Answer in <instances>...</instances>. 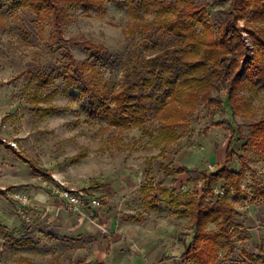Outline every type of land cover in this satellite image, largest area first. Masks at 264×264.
Here are the masks:
<instances>
[{"label": "rangeland", "instance_id": "rangeland-1", "mask_svg": "<svg viewBox=\"0 0 264 264\" xmlns=\"http://www.w3.org/2000/svg\"><path fill=\"white\" fill-rule=\"evenodd\" d=\"M198 1L210 3L208 15L211 20L223 15L231 3V0ZM4 12L8 19L0 26V137L16 142L23 155L34 160L37 166L51 171L53 178L36 173L17 153L0 143V187L5 188L10 197L0 195V264H19L21 257L42 264L74 261L73 246L80 241L58 238L56 233L52 236L50 228L42 222L48 203L46 199H49L47 190L52 191L50 198H53L59 195L62 187L82 188L100 199L102 205L111 200L118 208L124 201L119 199L120 193L108 194L102 187L112 178L115 181L123 170L129 178L137 181L135 187H129L132 197L128 203L136 206L137 198L143 196L141 187L150 185L160 197L159 208L154 213L170 224H176V238H163L155 246L165 252L154 259V264H194L182 261V253L193 231L189 220L177 211L182 207L165 200L162 190L171 185L160 165L207 170H211L212 165L216 170L225 161L226 147L235 134L234 128H239L244 138L235 143L237 155L230 168H245L244 192L240 196L230 193L237 206L233 231L235 251L227 256L223 253L216 264H264V201L254 199L256 185L264 184V158L256 149L243 148L252 131L251 123L264 117V85L251 101L254 116H233L218 106L200 103L190 116L188 127L180 129L181 138L167 145L165 152L160 154L164 142L159 138L157 121L153 117L144 128L130 129L109 127L105 120L89 118L79 87L64 81L69 67L63 52L68 47L77 60L94 61V52L87 50L81 42L104 44L110 50L112 60L102 59L101 70L109 86L117 88L121 85L124 61L152 55L158 49L174 44L171 35L154 28L147 36L140 32L135 38L126 36L124 30L131 22L130 15L125 5L113 1L108 2L104 13H87L75 8L71 21L64 28L63 39L51 38L55 33L52 25L43 35L29 11L4 9ZM38 72L55 77L43 94L54 93L52 103L70 106L71 111L46 117L36 113L32 101L35 83L30 84V80L32 74ZM225 92L223 87L220 97ZM82 152L87 157L74 163L73 157ZM243 155L245 160L241 158ZM203 184L201 175L193 173L186 184L171 189L168 199L179 197L188 190L201 192ZM225 189L223 181L215 188L222 194ZM111 195L114 199L108 201ZM213 200L208 196L207 201ZM66 209L71 215H80L73 213L67 203ZM135 214L143 213L135 210ZM104 230L109 232L108 228ZM249 256L261 260L255 261ZM154 260L150 258V261ZM87 264L115 263L92 260ZM121 264L127 263L121 260Z\"/></svg>", "mask_w": 264, "mask_h": 264}, {"label": "trees", "instance_id": "trees-1", "mask_svg": "<svg viewBox=\"0 0 264 264\" xmlns=\"http://www.w3.org/2000/svg\"><path fill=\"white\" fill-rule=\"evenodd\" d=\"M109 1L127 8L131 22L124 30L126 36L135 38L139 32L147 36L158 28L163 34L171 35L175 43L152 55L124 61L121 85L117 88L109 86L101 70L102 59L112 60L104 44L81 42L94 52V61L77 60L65 47L63 53L68 58L69 71L64 81L79 87L85 100V112L91 120H105L109 127L130 129L144 128L153 117L157 121L159 138L164 142L160 151L163 154L167 145L181 138L180 129L188 127L189 118L200 103L218 106L233 116H254L251 101L264 85V0H231L223 15L215 20L208 15L210 3L198 0H0V26L8 19L4 9L29 11L43 35L52 25L55 33L51 38L63 39L64 28L71 21L75 8L87 13H104ZM54 78L53 74H32L30 84L35 83L32 101L41 117L72 110L70 106L52 103L54 93L43 94ZM223 87L226 92L220 97ZM251 126V134L246 137L243 148L256 149L264 158V117L252 122ZM234 131L226 147L225 161L216 170L160 165L166 177L183 172L198 173L204 181L201 192L188 190L176 198L168 199L171 189L162 190L165 200L182 207L178 213L191 224L193 234L182 253L184 263L216 264L223 253L227 256L235 251L233 231L237 206L230 193L240 196L244 192L246 170L230 168L237 155L235 143L244 138L239 128ZM85 155L84 152L75 155L73 162L77 163ZM21 157L34 170L50 175L34 160ZM241 158L245 160L244 155ZM221 181L226 186L223 194L215 190ZM141 191L146 207H158L160 197L155 188L144 185ZM0 193L4 191L0 189ZM208 196L214 200L207 201ZM254 199L264 201V184L256 185ZM19 264L42 263L21 257Z\"/></svg>", "mask_w": 264, "mask_h": 264}, {"label": "crops", "instance_id": "crops-1", "mask_svg": "<svg viewBox=\"0 0 264 264\" xmlns=\"http://www.w3.org/2000/svg\"><path fill=\"white\" fill-rule=\"evenodd\" d=\"M0 143L7 145L17 153L23 162L30 165L21 157L23 154L16 142V146H12L10 141L0 137ZM210 169L213 171L215 168L211 165ZM34 171L46 178H53V173L49 170L50 175ZM127 175L123 170L117 179L115 178V181L112 178L102 187L108 194L120 193L118 197L119 199L123 198L126 201L125 204L123 201L122 205L115 208L110 200L114 199L111 195L109 196L111 198L108 199L110 203L102 206H89L84 215H71L66 209V200L61 197L60 192L59 195H55L53 192L55 196L50 198L52 191L47 190L49 199H46L48 203L45 204L47 208L45 209L44 220H42L44 226L50 228L52 236L56 233L58 238H74L75 242L80 241L77 246H73L76 261H69L66 264L89 263L92 260L110 261L115 264L119 262L121 264V260L127 264H154V259H158L165 252L164 249H155V246L160 244L163 238H176L174 235L176 224H170L169 221L163 220L164 217L160 214L154 213L157 212L159 206L156 208L146 207L142 191V199L137 198L136 206L135 203H128L130 202L129 198L132 197L129 187H135L137 181ZM189 178L190 174L186 172L167 177V183L171 185L168 188L179 189L184 183L186 184ZM66 188L76 191L83 190L72 186ZM0 189L4 191L0 195L10 198L5 188L0 187ZM139 203L142 208L138 205ZM135 210L141 211L143 214H135ZM87 214L89 218H87ZM105 228H108V233L104 232ZM150 258L154 262L150 261Z\"/></svg>", "mask_w": 264, "mask_h": 264}, {"label": "built area", "instance_id": "built-area-1", "mask_svg": "<svg viewBox=\"0 0 264 264\" xmlns=\"http://www.w3.org/2000/svg\"><path fill=\"white\" fill-rule=\"evenodd\" d=\"M16 146L15 142H11ZM60 195L66 200L69 209L76 214L84 215L89 206H101L100 199L91 196L85 190H72L66 187L60 189Z\"/></svg>", "mask_w": 264, "mask_h": 264}]
</instances>
